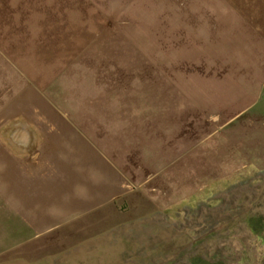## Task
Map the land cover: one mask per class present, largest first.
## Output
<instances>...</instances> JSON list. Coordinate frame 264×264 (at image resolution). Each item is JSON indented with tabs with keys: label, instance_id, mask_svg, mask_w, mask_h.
Segmentation results:
<instances>
[{
	"label": "crops",
	"instance_id": "0c3cea01",
	"mask_svg": "<svg viewBox=\"0 0 264 264\" xmlns=\"http://www.w3.org/2000/svg\"><path fill=\"white\" fill-rule=\"evenodd\" d=\"M149 3L0 13V238L16 256L264 171V0Z\"/></svg>",
	"mask_w": 264,
	"mask_h": 264
},
{
	"label": "rangeland",
	"instance_id": "374dc122",
	"mask_svg": "<svg viewBox=\"0 0 264 264\" xmlns=\"http://www.w3.org/2000/svg\"><path fill=\"white\" fill-rule=\"evenodd\" d=\"M47 2L0 0V13L36 12L46 8ZM149 2L157 9L159 0ZM261 214L264 171L224 181L208 197L125 224L65 251L37 258L18 257L13 240L0 238L6 241L0 243V264H174L190 263L197 256L227 264H263L264 240L250 230L248 223L250 216Z\"/></svg>",
	"mask_w": 264,
	"mask_h": 264
},
{
	"label": "trees",
	"instance_id": "16d2710c",
	"mask_svg": "<svg viewBox=\"0 0 264 264\" xmlns=\"http://www.w3.org/2000/svg\"><path fill=\"white\" fill-rule=\"evenodd\" d=\"M248 223L250 230L264 240V215L262 214L252 215L249 217ZM174 264H227V263L219 259H208L205 257L197 256V257H192L190 263L183 262V263H174Z\"/></svg>",
	"mask_w": 264,
	"mask_h": 264
}]
</instances>
